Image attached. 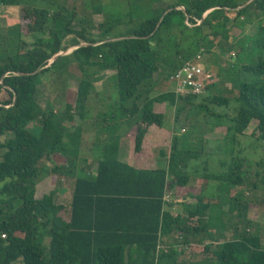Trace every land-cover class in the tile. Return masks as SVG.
<instances>
[{"label":"trees","instance_id":"trees-1","mask_svg":"<svg viewBox=\"0 0 264 264\" xmlns=\"http://www.w3.org/2000/svg\"><path fill=\"white\" fill-rule=\"evenodd\" d=\"M181 1L184 3L167 5L129 33L115 35L120 24L115 17L99 22L94 32L76 22L73 10L61 7L53 11L22 0H0V5L19 6L21 18L17 51L0 58V137L6 136L0 139V264H264L261 236L251 231L246 219L251 209L247 201L233 196L228 211L245 225L235 224L233 237L218 242L215 235L221 237L226 225L219 222V215L216 223L208 212L220 205L210 204L202 186L195 187L196 193L190 192L189 162L198 159L203 149L181 148L176 124L186 105L201 111L208 104L228 106V97L206 95L214 82L205 87L203 95L159 94L158 98L176 104L165 164L148 168L125 163L119 159L118 140H110L102 146L100 158L85 167L72 166L70 158H65L68 164L50 168L53 175L74 178L68 207L55 201L52 190L36 195V185L45 172L40 163L58 155L57 145L63 142L64 131L72 140V134H76L72 130L81 129L83 108L93 88L85 67L114 72L118 100L113 115L120 116L127 132L135 128L134 152L140 153L149 127H162L165 119L155 110L156 98L151 92H161L163 81L181 65L200 51L210 52L215 44L229 61L237 60L238 46L233 44L231 26L246 14L259 20L253 47L264 51V0L248 4L249 0ZM173 31L177 32L176 40L170 37ZM70 35L64 46L63 40ZM23 36L33 40L27 44ZM229 40L232 42L225 46ZM81 43L87 45L62 55L73 58L82 71L76 89L78 111L74 113L68 106L64 114L45 112L40 104L44 87L38 83V76L62 57L47 66L55 54ZM239 48L248 50L245 43ZM170 50H174V56L168 59ZM162 64L168 69L162 71ZM240 71L253 74L254 79L236 83L237 105L228 107L231 117L223 142L235 143L254 121L255 139L264 143V58L243 64ZM199 98L200 102L194 103ZM64 121L72 123L66 130ZM34 128L39 129L38 135L32 131ZM224 153L230 157L226 171L206 172L197 183L216 180L231 187L244 186L247 172L240 152L233 145ZM173 188L194 195L193 202H182L181 214L169 210L175 204L172 197L164 201ZM218 226L222 229L217 230ZM170 235L179 237V241L167 242ZM196 238L198 242L193 244ZM186 249L191 254H205L204 260L179 262L178 256Z\"/></svg>","mask_w":264,"mask_h":264},{"label":"rangeland","instance_id":"rangeland-1","mask_svg":"<svg viewBox=\"0 0 264 264\" xmlns=\"http://www.w3.org/2000/svg\"><path fill=\"white\" fill-rule=\"evenodd\" d=\"M36 5L38 7L47 8L50 10H57L58 8H66L73 10L77 14L76 22H82L81 25L87 30L95 32V26L99 22H103L105 18L113 17L119 19V25L116 26L115 35H125L129 33L141 21L158 14L167 5H176L181 0H22ZM242 3L245 0H238ZM178 8H182L181 6ZM19 13V12H18ZM114 19V20H115ZM160 20V19H159ZM8 22V21H7ZM7 22L0 19V58L7 54H14L17 51L18 41V26H21L20 14L10 24L14 27L8 29ZM187 25L192 26L186 22ZM264 24V22H263ZM259 30V20L250 14L237 19L231 26V35L235 37L233 44H237L238 50L232 51L230 54L233 57L236 51L238 55L237 60H228L227 54H223L218 45L210 50V52L202 53L201 60L197 61L201 67L212 71L215 75L214 85L206 92L208 96L221 95L228 97L230 102L228 106H217L208 104L207 110H200L192 108L190 105L185 106V110L180 115V122L176 124L177 133L180 138V147L184 149L200 150L203 149L201 156L198 159L189 162V173L191 172V185L193 187L202 186L204 194L209 198L210 204H218L220 207H214L209 210L208 217L217 221L219 215V222H224L225 230H221L222 236L215 235V240L222 241L231 239L233 237V227L245 225L244 221L236 218L235 214L228 211L229 205L233 202V196H239L242 200L247 201L251 209L247 212V218L250 222L248 226L251 231H258L261 236V245L264 247V143L256 141L254 128L255 122L252 121L244 134L239 136L235 143L230 145L223 142V137L228 125V119L231 117L229 108L237 105L235 97L238 96L237 84L241 81H252L254 75L251 73H243L240 68L243 64H252L257 61L258 57L264 58V51H259L253 47V39L257 37ZM173 40L177 39V32L170 33ZM72 38V35L63 40V45ZM24 42H31L33 38L23 36ZM209 39H212L210 36ZM249 40V41H246ZM215 43L217 39L213 40ZM232 40L224 45H230ZM243 43L246 44V49L241 51ZM28 44V43H27ZM84 44V43H81ZM74 47H69L61 52L69 54ZM240 50V51H239ZM174 50H170L168 54L171 59L174 56ZM64 54V55H66ZM195 57V56H194ZM193 57V58H194ZM193 58L191 60H193ZM170 61H167V63ZM86 73L92 78L93 88L85 102L83 108V120L81 122V129L71 127L73 139L68 140L66 131H64L63 142L57 145L58 155H54L51 161H43L40 163L44 167V174L36 185V195L41 193L55 192V201L68 207L74 179L71 176L53 175L49 172L50 168L56 164L62 166L66 164L65 158H70L71 165L74 164L80 168L85 167L88 159L98 160L100 150L105 142L110 140H118L120 145L119 157L120 160L125 161L126 158H131L136 161L139 167H158L165 164L167 152L171 143L173 131V118L175 102L171 103L168 98H158L159 94L165 97H170L173 93V84L168 79L164 80L161 87L162 91L153 90L151 96L156 98L155 110L162 112L165 115L162 127H150L147 132L140 153L134 152V134L135 128H131L127 132V125L120 122L117 115H113V108L117 105L118 94L116 91V80L114 72L105 70L99 71L93 67H85ZM168 69L167 64L161 65V70ZM235 72V73H233ZM233 76V77H232ZM82 78V71L78 68L73 58L60 57L51 69L43 75L38 76L37 81L44 88L43 96L40 104L45 112L52 110L56 114H64L65 110L70 109L75 113L78 111L75 104L76 89L79 80ZM164 78V77H163ZM236 81V82H235ZM237 83V84H236ZM175 96V95H174ZM194 103L200 102V98L196 99ZM176 101V99H175ZM177 102V101H176ZM229 107V108H228ZM232 113V112H231ZM188 115V121L184 123V119ZM220 116V117H219ZM223 123L222 125L216 123ZM75 123V122H74ZM65 130L69 128L72 123L64 121L62 123ZM218 125V126H216ZM68 126V127H66ZM181 126H183L181 128ZM155 129V130H154ZM36 135L39 134V129L32 130ZM6 136H1L3 140ZM76 138V139H75ZM75 139V140H74ZM233 145L236 152L241 156V160L245 161L244 166L247 175L244 179V186L241 188L231 187L216 180H210L206 183L204 181L195 184L198 178H202L203 174L207 173H221L226 171L230 163V157L225 154L226 147ZM225 146V147H224ZM224 147V151H223ZM122 151V154H121ZM60 154V155H59ZM154 155L156 156V164H154ZM140 156V157H135ZM139 160H138V159ZM131 160V161H132ZM139 162V163H138ZM224 162V165L221 163ZM68 164V163H67ZM255 172L259 175H255ZM255 184V187L252 184ZM201 184V185H200ZM187 190L177 191L175 188L170 190V197L175 204H173V214L183 213L181 207L182 202L186 199ZM171 210V208H169ZM68 215V214H67ZM65 215V216H67ZM221 220V221H220ZM240 221V222H239ZM217 230L222 229L220 226ZM212 229V231L216 230ZM179 237L170 235L167 242H178ZM198 238L193 240L197 243ZM205 254H191L189 249L185 253L178 256V261H185L186 263H193L202 261Z\"/></svg>","mask_w":264,"mask_h":264},{"label":"built area","instance_id":"built-area-1","mask_svg":"<svg viewBox=\"0 0 264 264\" xmlns=\"http://www.w3.org/2000/svg\"><path fill=\"white\" fill-rule=\"evenodd\" d=\"M202 53L203 51L198 52L193 60L186 61L169 76L175 96L203 95L205 87L215 81V75L212 71L206 70L199 63H196L201 60ZM164 201H170L169 194L164 196Z\"/></svg>","mask_w":264,"mask_h":264},{"label":"crops","instance_id":"crops-1","mask_svg":"<svg viewBox=\"0 0 264 264\" xmlns=\"http://www.w3.org/2000/svg\"><path fill=\"white\" fill-rule=\"evenodd\" d=\"M19 12V13H18ZM19 14H20V7L19 6H4V5H0V19L1 20H3V21H5V22H7V26H8V29L10 30L11 28L10 27H14L15 25L14 24H10L11 23V21L12 20H15L16 19V17L17 16H19ZM175 95V94H174ZM173 95V96H174ZM154 126V125H153ZM150 127H152V126H150ZM150 127H149V130H150ZM154 127H156V126H154ZM149 130H148V132H149ZM155 130V129H154ZM119 150H120V145H119ZM121 154H122V151H121ZM141 154V153H140ZM135 157H140V156H135ZM100 158V156L98 155V159ZM119 159H121L120 157H119ZM138 159V158H137ZM140 159V158H139ZM138 159V160H139ZM153 159H154V164H156V156L154 155V157H153ZM86 160V159H85ZM132 156H131V158H126V160L125 161H123V162H125V163H128V164H130V165H136L135 163H136V161H134V160H132ZM91 161H95V160H93V159H88L87 160V162L86 163H90ZM122 161V160H121ZM166 161V160H165ZM139 163V162H138ZM74 179V178H73ZM198 179H200V178H198ZM197 179V180H198ZM192 183H193V181H192ZM191 183V184H192ZM195 183H197V182H195ZM193 185H194V183H193ZM193 185H190V192H192V193H196V189H195V187H193ZM73 186H74V183H73ZM72 191H73V187H72ZM168 194H170V191L169 192H167ZM193 197H194V195H190V194H187L186 195V199L183 201V203H189V202H193ZM172 207H174V206H172ZM172 207H170L171 208V213L173 212L172 210H173V208ZM182 207V206H181ZM173 214V213H172ZM177 214H181V213H177ZM174 215H176V214H174ZM168 239V238H167ZM193 244H195V243H193Z\"/></svg>","mask_w":264,"mask_h":264},{"label":"water","instance_id":"water-1","mask_svg":"<svg viewBox=\"0 0 264 264\" xmlns=\"http://www.w3.org/2000/svg\"><path fill=\"white\" fill-rule=\"evenodd\" d=\"M250 1H252V0H249L246 4H248ZM245 4V5H246ZM210 11V10H209ZM208 11V12H209ZM166 13V12H165ZM207 14V12L203 15V16H205ZM160 20H161V18H160ZM160 20H159V22H160ZM159 24V23H158ZM116 39H118V38H116ZM112 40H115V39H112ZM81 45H87V44H79V45H77V46H75L73 49H75V48H77V47H79V46H81ZM64 54H66V52H59V53H57V54H55L51 59H50V61H49V63L47 64V66H49L54 60H56L57 59V57H59V56H62V55H64ZM16 97V95L14 94V98Z\"/></svg>","mask_w":264,"mask_h":264}]
</instances>
